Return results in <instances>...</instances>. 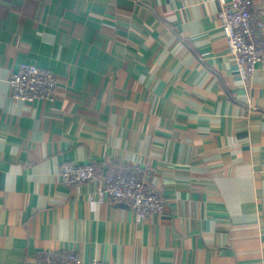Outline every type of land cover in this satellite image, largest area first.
<instances>
[{
	"label": "crops",
	"instance_id": "1",
	"mask_svg": "<svg viewBox=\"0 0 264 264\" xmlns=\"http://www.w3.org/2000/svg\"><path fill=\"white\" fill-rule=\"evenodd\" d=\"M217 0H0V264H264V67L229 54ZM263 21L264 0H253ZM27 61L52 100H17ZM94 177L67 185L66 164ZM116 169L164 202L91 198Z\"/></svg>",
	"mask_w": 264,
	"mask_h": 264
},
{
	"label": "built area",
	"instance_id": "2",
	"mask_svg": "<svg viewBox=\"0 0 264 264\" xmlns=\"http://www.w3.org/2000/svg\"><path fill=\"white\" fill-rule=\"evenodd\" d=\"M218 18L226 38L229 54L235 60L242 78L257 65L264 67L263 21L253 13V0H217ZM12 97L17 100H52L57 92L56 79L50 69L27 61L20 62L10 79ZM143 172H122L111 169L95 188L91 198L99 203L107 201L127 204L135 212L137 221L159 213L164 208L161 195L149 188L140 177ZM94 177L93 165L66 164L60 172L67 185L82 184ZM37 264H109L98 260L84 261L72 250H49L40 254Z\"/></svg>",
	"mask_w": 264,
	"mask_h": 264
}]
</instances>
